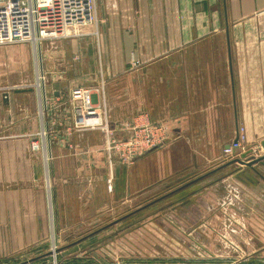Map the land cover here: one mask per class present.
Listing matches in <instances>:
<instances>
[{
    "label": "rangeland",
    "instance_id": "374dc122",
    "mask_svg": "<svg viewBox=\"0 0 264 264\" xmlns=\"http://www.w3.org/2000/svg\"><path fill=\"white\" fill-rule=\"evenodd\" d=\"M98 29L95 21L86 33L94 34ZM87 34L44 41L41 51L31 43L0 47V156L10 155L2 143L15 142L17 148L13 155L23 156L24 149L25 156L51 158L44 153L41 137L45 142L52 137L53 144L59 142L58 149L63 146L57 150L59 155L75 158L78 163V169L69 179L55 181L45 176L40 186L32 182L24 184L26 189H43L48 198L56 187L60 190L68 186L77 194L76 203L74 196L70 197L66 213L64 206L67 205L60 202L62 207L54 224L53 238L47 235L45 241L29 246L24 254L0 253V264H188L203 258L204 262L216 263L215 258L238 255L259 258L257 255L264 252V224L251 222L250 225L248 212L237 214L232 210L225 216L214 214L211 222L201 223L196 206L200 199L180 192L190 186L197 188L196 181L205 178L211 170L221 169L228 161L221 146L232 141V128H182L183 120L155 118V114L156 121L166 123L167 127L151 128L164 136L162 143L132 162L119 161L116 157L124 153L122 149L133 135H143L150 129L142 126H148L149 122L157 127L158 123L152 122L145 112L147 102L131 98L128 70L115 74L99 65L103 60L119 62L122 55L108 53L103 58L97 52V36ZM54 77H62L70 85L56 83ZM57 87L68 88L70 108L72 88L92 90L93 102L101 105L102 118L110 127V137L100 128L83 131L40 128L37 98L43 91L50 93ZM139 87L144 89L145 85L139 84ZM21 94L24 97H18ZM149 112L153 116L154 111ZM251 121L243 126L249 135L256 130L252 137L259 142L264 138L261 131L264 116L259 113ZM70 123L74 124L72 113ZM71 137L72 143L67 144ZM114 141L118 142L120 151L110 148ZM35 142H39L40 149H34ZM65 146H68L67 152ZM259 147L246 148L249 160L264 155L261 144ZM7 184L1 181L0 189L7 188ZM19 187L17 183L9 185V189ZM163 196L166 197L161 201L140 210ZM259 209L264 211L261 206ZM136 210L140 211L107 228ZM242 217L249 226L245 219V227L238 225ZM98 230L101 231L83 240ZM230 240L241 249L240 253L230 246ZM244 240L251 244L243 243Z\"/></svg>",
    "mask_w": 264,
    "mask_h": 264
},
{
    "label": "crops",
    "instance_id": "0c3cea01",
    "mask_svg": "<svg viewBox=\"0 0 264 264\" xmlns=\"http://www.w3.org/2000/svg\"><path fill=\"white\" fill-rule=\"evenodd\" d=\"M95 4L99 29L87 35L97 36V52L103 58L108 53L122 55L119 62L103 60L99 65L115 74L129 71V94L133 100L147 102L145 112L152 122L166 126L155 118L177 117L184 121L182 128H232L235 139L241 128L246 130L243 123H253L250 118L259 113L264 116V0H95ZM56 77V83L70 85ZM67 90L57 87L39 94L40 128H73ZM255 131L249 135L246 130L247 149H259L264 140L253 141ZM51 138L45 142L41 137L44 153L51 156L44 159L25 156L24 149L23 156L13 155L16 143H2L10 155L0 156V182L20 187L9 189L7 184L0 189V253L24 254L47 235L54 236L60 202L67 205L66 213L70 197L76 203L77 194L68 186L56 187L48 198L43 189L24 185L40 186L45 176L55 181L69 179L78 169L75 158L59 155L57 150L63 146L58 149L59 142L54 141L55 145ZM72 141L73 137L67 144ZM229 143L221 144L222 149ZM247 149L234 160H248ZM230 162L200 178L194 184L197 188L180 192L200 199L196 206L201 223L232 210L248 212L250 225L264 224V211H259V206L264 210V166L247 168ZM244 219L238 225L245 227ZM263 254L257 256L264 258Z\"/></svg>",
    "mask_w": 264,
    "mask_h": 264
},
{
    "label": "built area",
    "instance_id": "2783aa9c",
    "mask_svg": "<svg viewBox=\"0 0 264 264\" xmlns=\"http://www.w3.org/2000/svg\"><path fill=\"white\" fill-rule=\"evenodd\" d=\"M96 21L95 0H0V47L14 44H33L39 46L44 41L79 38L85 36L86 30ZM92 90L74 87L70 92L73 128L80 131L96 130L98 128L111 132L109 125L104 122L100 106L93 102ZM148 119V117H146ZM150 128L143 135H133L123 147L124 153L119 161L129 163L142 156L146 151H153L158 143H162L164 136L156 134L151 128H167L165 125L147 122ZM132 128V126H130ZM138 128V126L133 127ZM132 137V136H131ZM248 138L245 128H241L237 138L223 148L227 160L235 159L238 152L246 150ZM110 144V141H109ZM110 148L119 149L118 142L114 141ZM111 145V144H110ZM34 149H40L39 142L33 143ZM118 151V152H119ZM126 151V152H125ZM120 153H118L119 155ZM234 250L241 252L233 242ZM212 259V258H210ZM194 261L188 264H264V258L252 256H229L228 259L215 258L216 263ZM187 264V263H177Z\"/></svg>",
    "mask_w": 264,
    "mask_h": 264
},
{
    "label": "water",
    "instance_id": "95a60500",
    "mask_svg": "<svg viewBox=\"0 0 264 264\" xmlns=\"http://www.w3.org/2000/svg\"><path fill=\"white\" fill-rule=\"evenodd\" d=\"M261 148H262V150L264 151V140L261 142ZM235 162H238L239 164H241V165H243V166H245V167H247V168L253 167V165H255V164H257V163H261V164L264 166V155H263V156H260V157L257 158V159H251V160L248 159V160H246V161H242V160H240V159H238V160H233L232 162H230V164H233V163H235ZM196 182H197V181H196ZM191 183H193V182H191ZM191 183H190V184H191ZM190 184H188L187 186H189ZM165 197H166V196H163V197H161V198H159V199H157V200H155V201H153V202H151V203H149V204L143 206L142 208H140V210H144V209H146V208H148V207L154 205L155 203L161 201V200L164 199ZM140 210H136L135 212H133V213H131V214H128L127 216H125V217H123V218H121V219H119V220H117V221H114L113 223L109 224V226H108L107 228H109V227H111V226H113V225H115V224L121 222L122 220H124V219H126V218L132 216L133 214L138 213ZM101 230H102V229H101ZM101 230H98V231H96V232L90 234L89 236L83 238V240H84V239H87V238H89V237H91V236H93V235H95V234H97V233L100 232Z\"/></svg>",
    "mask_w": 264,
    "mask_h": 264
},
{
    "label": "flooded vegetation",
    "instance_id": "af4514ba",
    "mask_svg": "<svg viewBox=\"0 0 264 264\" xmlns=\"http://www.w3.org/2000/svg\"><path fill=\"white\" fill-rule=\"evenodd\" d=\"M234 159H232V161H233ZM228 161H231V160H228ZM227 163V162H226ZM225 166H227V165H225ZM224 167V166H223Z\"/></svg>",
    "mask_w": 264,
    "mask_h": 264
}]
</instances>
